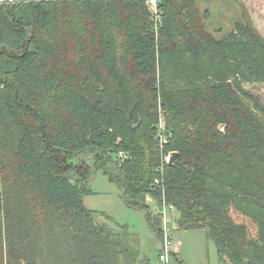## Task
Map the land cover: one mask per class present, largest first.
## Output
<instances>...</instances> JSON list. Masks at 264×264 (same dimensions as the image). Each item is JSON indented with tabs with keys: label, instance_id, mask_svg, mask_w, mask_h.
<instances>
[{
	"label": "trees",
	"instance_id": "16d2710c",
	"mask_svg": "<svg viewBox=\"0 0 264 264\" xmlns=\"http://www.w3.org/2000/svg\"><path fill=\"white\" fill-rule=\"evenodd\" d=\"M159 12L0 2V264H150L126 226L85 203L93 170L129 206L165 197L224 263L264 264V101L246 88L264 84V36L249 18L218 38L198 0ZM150 221L163 238L161 215Z\"/></svg>",
	"mask_w": 264,
	"mask_h": 264
},
{
	"label": "rangeland",
	"instance_id": "374dc122",
	"mask_svg": "<svg viewBox=\"0 0 264 264\" xmlns=\"http://www.w3.org/2000/svg\"><path fill=\"white\" fill-rule=\"evenodd\" d=\"M198 5L202 11L209 10L211 16L206 20L208 29L218 38L230 33L235 22L248 21L249 18L264 36V0H198ZM246 88L259 94L264 101V84H246ZM81 157L85 158V166L94 167L91 154H82ZM72 163H77V160ZM71 177L76 179L74 174ZM89 183L94 193L87 195L85 202L89 208L104 214L99 216L98 221L108 222L114 227L126 226L129 240L138 239L141 249L150 257L152 264H159V238L150 221L151 215L154 217L159 214V209L154 205L148 210L129 206L122 190L102 170H93ZM175 215L178 216V212ZM175 225L177 221L173 220L170 226ZM198 229L205 234L203 228Z\"/></svg>",
	"mask_w": 264,
	"mask_h": 264
},
{
	"label": "crops",
	"instance_id": "0c3cea01",
	"mask_svg": "<svg viewBox=\"0 0 264 264\" xmlns=\"http://www.w3.org/2000/svg\"><path fill=\"white\" fill-rule=\"evenodd\" d=\"M199 230L201 229H184L179 225L171 229L174 250L170 257V264H228L221 261L214 241H209L206 229H204L205 234ZM158 238L160 244L158 254L160 255L162 238L160 236ZM140 245V257L143 259L149 258L150 264H152L150 257L143 252Z\"/></svg>",
	"mask_w": 264,
	"mask_h": 264
},
{
	"label": "built area",
	"instance_id": "2783aa9c",
	"mask_svg": "<svg viewBox=\"0 0 264 264\" xmlns=\"http://www.w3.org/2000/svg\"><path fill=\"white\" fill-rule=\"evenodd\" d=\"M16 2V1H21V0H0V2ZM23 1V0H22ZM148 1V5L150 6V9L155 17V19L157 21H159L160 18V12H159V1L160 0H147ZM172 136L171 133H167L165 126H164V122L163 119L159 125V138L161 139V144L163 143H167V141L169 140V138ZM173 152H170L169 154L165 155L164 157V162L169 163L170 162V157L172 155ZM120 156L124 157L126 156L124 153H120ZM159 170L161 172L164 171V166L161 165ZM160 178L156 179V184H159ZM154 197H152L150 194L147 195V202L149 204H151L152 206H156L159 211V215H161L162 217V227H163V238H162V248H161V252L159 256L160 259V264H170V257L171 254L174 250V242H173V234L171 229L172 228H176L177 225H175L174 227L170 226V223L173 220H176L177 216L175 215V213H177V208L172 205V204H168L165 197L163 199V202L161 204H158L156 201H154Z\"/></svg>",
	"mask_w": 264,
	"mask_h": 264
},
{
	"label": "water",
	"instance_id": "95a60500",
	"mask_svg": "<svg viewBox=\"0 0 264 264\" xmlns=\"http://www.w3.org/2000/svg\"><path fill=\"white\" fill-rule=\"evenodd\" d=\"M178 156H179V153H178V152H174L173 155H172V157H171V159H170L169 164H170V165L174 164V162H175V160H176V158H177Z\"/></svg>",
	"mask_w": 264,
	"mask_h": 264
},
{
	"label": "bare ground",
	"instance_id": "6f19581e",
	"mask_svg": "<svg viewBox=\"0 0 264 264\" xmlns=\"http://www.w3.org/2000/svg\"><path fill=\"white\" fill-rule=\"evenodd\" d=\"M171 157H172V155H171ZM171 157H170V159H171Z\"/></svg>",
	"mask_w": 264,
	"mask_h": 264
}]
</instances>
